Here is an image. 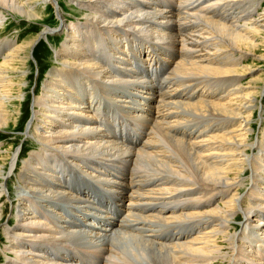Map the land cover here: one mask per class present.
I'll return each mask as SVG.
<instances>
[{"label":"bare ground","instance_id":"obj_1","mask_svg":"<svg viewBox=\"0 0 264 264\" xmlns=\"http://www.w3.org/2000/svg\"><path fill=\"white\" fill-rule=\"evenodd\" d=\"M167 3L174 10L168 11ZM47 4L51 0H0V28L11 16L41 20ZM74 6V12L83 10L89 25L77 29L78 44L64 21V4L56 5L59 27L71 31V39L56 50L57 66L32 102L26 136L36 139L37 150L20 166L22 151L11 156L0 149V160H12L13 168L8 174L0 162V204L6 194L15 222L3 230L6 241L0 233L12 256L5 264H79L60 253L74 247L98 252L103 264H264L259 259L264 256V107L256 98L262 87L241 83L243 73L251 70L242 63L264 60L258 55L264 48V0H80ZM49 32L44 28L39 36ZM139 35L155 44L149 52L134 47L150 70H159L157 46L178 55L161 65L170 72L154 93L144 91L154 85L151 78L144 81L128 66L112 69L99 59L101 41L109 39L112 58L120 63L130 51L127 42L122 51L121 36L129 41ZM32 43L12 49L16 42L0 41V131L12 128L16 117L17 128L22 126L29 115L32 99L28 94L22 98L29 89L22 82L32 77L23 76L22 66L29 64ZM59 53L64 57L58 58ZM98 84L111 96L127 94L126 99L116 97L117 102L130 105L132 95L134 106L141 108L150 132L141 147L115 142L96 126ZM259 111L260 133L249 142L250 124ZM103 159L130 166L123 188L127 202L120 204L118 218L84 220L94 214L86 208L96 205L71 192L68 176L89 169L96 173L93 163ZM9 179L19 186L16 194ZM7 207L0 209V221L10 212ZM239 214L241 230L233 225Z\"/></svg>","mask_w":264,"mask_h":264},{"label":"rangeland","instance_id":"obj_2","mask_svg":"<svg viewBox=\"0 0 264 264\" xmlns=\"http://www.w3.org/2000/svg\"><path fill=\"white\" fill-rule=\"evenodd\" d=\"M75 1H80V0H51V2H52L51 5L47 4L48 7H46V6L42 7V10H41L42 14H41V17H40V18H42L41 20H36V21H27V20L24 21V20H21L20 21V18L18 16H14V17L11 16L9 18L6 17L4 25L2 26L3 28L2 27L0 28V30L2 29L0 31V35H1L0 36V38H1L0 41L5 40V41H8V42H16V44H18V45L12 46V49H16L17 46H22L26 42H32L33 41L32 48H31L32 50H30V52H29V60H28L29 64L26 67L22 66V72H23V70H26L25 73L23 74V76H25V78H27L28 76L32 77V81H31V79H24V81L22 82L24 87L29 86V89L27 90V93L24 92V94H22V98L24 99L26 94H28L29 95L28 97H30V99H32V101L30 103V107L28 108L29 115H28V117H23V118L21 117L22 121H24V122H22V124H23L22 126L17 128V125H18L17 123L19 122L20 118L16 117V119L13 121L14 124H13L12 128H5V129L0 131V149L3 150L4 155H8L9 154L11 156H14V155H18L22 151V153H23L22 158L18 160V164L20 166L24 163V161H26L30 157V155L33 152H35V150H37V147H38L36 139L30 133H29V136H26V133L28 131L29 122L32 119V116H30V112H32V110H33L32 102H33L34 96L35 95L38 96L41 93V91L43 89V86H44V83H45L46 79L48 78L47 76L55 69L54 66H57V61L55 59V52H56V50L58 51L61 47L62 48H66L65 42L67 41V39H71L70 32L72 30H73V32L76 33L75 37H72V38H76L75 40L79 44L80 43V41H79L80 37H79V33L77 32V29L82 30L85 26L89 25V22H88L87 18L82 15V11L83 10H81L80 12H74L76 10V8H77V7L74 6V2ZM81 1H83V0H81ZM59 3H63L64 4V7H63L64 8L63 9L64 21H65L66 25L69 24V26L71 28V31H69L68 29L65 30L64 28H62V26L59 27V25H61V24L59 23V20L57 19L58 17L56 15V10H55L56 9L55 8L56 5H59ZM150 4L153 5L152 3H150ZM165 5L169 6V8L167 9L168 11L170 9L174 10L173 8H175V5L172 4V3H167ZM161 6L163 7V9L167 8V7L163 6L162 4H161ZM74 13H76L77 15H75ZM116 27L120 28L122 26H116ZM44 28L45 29L47 28V29L51 30V32H49V34L47 35L48 38L47 37L46 38H41L39 36L44 31ZM121 38H122V40H124V41H122V48H121L122 51H123V49L125 50V48L127 47V46L124 45L126 42L128 43V48L130 49L131 52H135L134 47H136V45L137 46L139 45L140 48L142 46V49L144 51H146V52L150 51V50H148V48L155 47V46H153V45H155V44H153L154 42L152 43L150 41H147L145 39L144 35H139L137 38L130 39L129 41H127L123 36H121ZM106 40L109 41L108 38L105 39L104 41H101L102 42V44L100 45L101 47L98 48V50H99V59L103 60L108 65L110 64L109 66H111L112 69H115L116 66H118L121 69H123V68L125 69L128 66L129 68L133 69L131 71L135 74L134 76L137 75L136 77H138V78H142L143 77L142 79H145L144 81H147V79H149V80L152 79V77H151L152 74L149 71L150 69H149L148 63L146 61V58H144L142 56H140L141 58L138 57L139 54L137 53V51L135 52V54H137V55H134V56L130 55V51H129L128 56L124 57L123 61L118 63L119 61L117 62V60L112 58L114 56V53L112 52L113 49H112V47L110 48V45H109V43ZM131 40H135V42H137V44H135L134 42L130 43ZM157 47H159V48H155V50L157 52V56L158 57H156L155 60L157 59L156 60V64H158L157 67L160 70V69L164 68L163 66L159 67L160 63H162V62L164 63L165 62L166 65H167V63L170 64L171 61H174V59L178 55H177V53L175 54V52H173L170 49L168 51V49L165 46H163V45H161V47L160 46H157ZM162 47H164V48H162ZM34 48H35V50H34ZM33 51H35V54H33ZM163 51H164L165 54L163 53ZM103 53H105V56L103 55ZM59 55H60V57H58V58L64 57L60 53H59ZM165 55H167V56H165ZM258 55H260V56L264 55V48L262 49V47H261V49L258 52ZM106 56L108 58H106ZM35 57H36V59H35ZM102 57H103V59H102ZM1 62H2V59H0V63ZM45 62H48V64L46 66H44V64H46ZM242 64H243L242 66L248 67L251 70L246 72V73H243L242 78H241L242 79L241 83L244 86H247V85L249 86V84H251L253 82V83H257L256 86L262 87L261 88L262 93L260 91V95H257L256 98L259 99L260 104L263 103L262 107H264V60H257V59L254 60L252 58H249V59H247L246 62H243ZM144 66H145V68H144ZM80 69L82 70V68H80ZM40 71H42V72H40ZM145 72H146V75H145ZM169 72H170V70L166 66V71L164 73V77L165 78L167 77ZM98 86H99V84H98ZM98 86H96V89L98 90V95L100 96L99 99H100V101H102L101 103H103L102 104V109H105L106 111L105 110H101V113L104 111L103 112L104 114H102L101 118L98 119V123H96V126H100L101 128L103 127L102 128L103 131L105 130L104 132L109 136V138L113 139L115 142L117 140H115V138H114L115 135L114 134H116L118 128L122 129V127L123 128L127 127L130 131H132V132H134V133H136L138 135V142H136V144H134V145H128V144L123 143V142H121V144H123V145L125 144L126 147L130 146V148H138V147H141L143 144H145L143 142L144 141L146 142V139L150 136L149 127L144 124L143 117H142L143 111L140 110L141 108L134 106V102H133L134 100L132 101V99H133L132 95L129 96V97H131V100H130V103H129L130 105H127L126 102L122 103L121 101L117 102L118 100H116V97L121 99V100L124 99L125 97H127V94L125 92L119 93L120 94L119 96L118 95L117 96H111L110 94H108L105 91L104 88H102L101 86H99V87ZM207 88H208V86H207ZM81 89H82V86H81ZM154 89H150V88L147 89L146 88V89H144V91H148L150 93H152V92L154 93L156 91V89L155 90ZM100 93H101V95H100ZM56 94L58 96H60V97L63 96L61 93H56ZM121 95L124 96V97H121ZM23 99L21 100V102L23 101ZM104 100H105V102L106 101L107 102L105 103ZM108 101L111 102V103L109 102L110 105H109ZM131 102H132V104H131ZM106 107H108V109ZM20 115H21V113H20ZM260 115H261L260 111L256 112L255 119L251 121L250 126L254 127V129L252 131L253 135L251 134V135H249L247 137V140L249 142L252 140V138H253V140L256 141L257 137H258V135L260 133V127H261ZM103 117L105 118V120H104ZM115 117H117V120H115L116 119ZM122 118H124V119H122ZM125 118H126V120H125ZM129 118H131V119H129ZM138 118H140V119H138ZM95 119H96V117H95ZM123 120L126 123H124ZM99 121L101 123L103 122L105 124L104 126H107V127L109 125H106V123L107 124H111L107 128L108 130H106L105 129L106 127L103 126V123L101 124ZM140 122H143V123H140ZM125 124H126V126L124 127ZM218 133H221V132H218ZM0 162L2 164H4L5 168H7L6 171H8L7 173L9 174V171L10 170L12 171V169H13L12 165H11L12 160L9 161L8 163L7 162L5 163L2 160H0ZM94 162L95 163H93V164L95 165V167L97 166V169L99 171H97L95 173L91 169H89V170H86L87 174L84 173V175H82V176H80L79 173H78V175H75V176L74 175L73 176H68V180L67 181H68L69 185L71 186V183H77V184L82 183L83 184L85 182L86 183L89 182L88 184L90 185V188L92 187V190L97 191L96 187H98L99 183L103 182V180L104 181L112 180V178H111V173H112L113 175L115 174V175L124 177L123 181L112 180V181H116V182L122 184L123 185L122 188L121 187H112V185L109 186L110 190L117 191L118 194H119L118 195L119 198L121 197L120 199H118L117 202H115V204L118 203L120 205L122 203V201H123V203L127 202L126 194L128 192H127V189H123V188H124V183L127 182V179L129 180V178H130V174H131L130 166H128L125 163V161H122V160H112V163H111L109 160H104L103 159V160H100V162H99V160H95ZM98 163H100L101 165H99ZM115 163H116V165H115ZM117 164H118V166H117ZM121 167H123V168H121ZM112 168L115 169V170H113ZM27 172H30V170H27ZM8 174H7V176H8ZM11 174L9 176H11ZM101 176H102V178H101ZM74 178H77V179L73 180ZM106 178H108V179H106ZM4 182L6 183V181H4ZM8 182L10 183V184L8 183V187H10L12 189V191L14 192L13 194H16L17 191H18V187H19L17 182H14V180H12V179L11 180L9 179ZM243 191H242V194L246 193L245 190H243ZM90 196H92V197H90ZM3 197H4V201L0 204V209H3L4 206L7 207V205H8L7 208H9V211H10L9 213L7 212L3 216L2 221H0V223H1L0 224V233L2 234V236H3L2 238L4 239V241H6V237H5L6 233L3 230H5L6 228L9 227L7 225L8 222L13 224V225L15 224V222L13 221L14 219H13V216L11 215V210H12L11 201L9 200L8 196H6V194H3ZM85 198H88V199L91 198V203H94L96 205V208H99V206L102 203V201L105 202V203L112 201V199L109 196L108 197H104V196L103 197H97L96 195H93L91 193H88V195H86ZM217 202L218 201L216 200L215 204H217ZM89 205H90V203H89ZM120 207H121V205H120ZM71 214H73V213H71ZM64 216L66 217L67 214L64 215ZM79 216H81V215H79ZM69 217L70 218H68V219L70 221L71 220L73 221L71 216H69ZM86 219H90V218H86L85 217L84 220H86ZM239 219H240V221L242 220V215L241 214H239V215H237L235 217L233 225L235 227H237V226L239 227L240 226L239 228L241 230V225H239L237 223ZM100 227L101 228H106V226L103 223H101ZM240 230H239V232H240ZM178 232H180V231H178ZM5 249H6L5 244L0 242V252L2 253V254L0 253V264L7 263L8 259H9L7 257L9 255H8V253H6ZM60 251H61L60 252L61 256H65L68 259V255L67 254H69L70 252L75 253V254H80L82 252H86L87 250L86 251L85 250L83 251V249H80V250L78 249L77 250V248L74 247V248H66V249L60 250ZM89 253L96 255L95 258L97 259V261H96L95 264H98V262L99 263L101 262L100 258H98V257H101L102 255H100L98 252H93V251L89 252ZM39 255L40 254H37V256H36L37 263H38V261L41 260ZM9 257H12V256H9ZM89 259H90V256L87 253L86 260L84 261V264H87L88 263L87 260H89ZM259 259H262L263 260L262 262H264V256L259 257ZM71 261H74V260H71ZM34 263H36V262H34Z\"/></svg>","mask_w":264,"mask_h":264},{"label":"flooded vegetation","instance_id":"obj_3","mask_svg":"<svg viewBox=\"0 0 264 264\" xmlns=\"http://www.w3.org/2000/svg\"><path fill=\"white\" fill-rule=\"evenodd\" d=\"M135 106H137V105L135 104Z\"/></svg>","mask_w":264,"mask_h":264}]
</instances>
